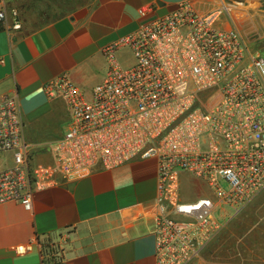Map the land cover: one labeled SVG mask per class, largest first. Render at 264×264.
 <instances>
[{"label": "built area", "instance_id": "obj_1", "mask_svg": "<svg viewBox=\"0 0 264 264\" xmlns=\"http://www.w3.org/2000/svg\"><path fill=\"white\" fill-rule=\"evenodd\" d=\"M214 1L207 13L181 3L106 46L107 73L89 93L67 73L49 81L47 96L62 98L68 113L67 131L48 145L49 164L34 161L18 92L4 97L0 204L31 211L38 192L154 159L157 264H198L225 226L217 208L234 221L264 190V30L246 25L254 15L264 20V0ZM20 28L18 19L8 24L0 3V31ZM249 32L260 50L250 48ZM125 49L134 60L128 67L118 56ZM38 243L14 249L23 256ZM43 254L47 263L61 258L60 244Z\"/></svg>", "mask_w": 264, "mask_h": 264}, {"label": "crops", "instance_id": "obj_2", "mask_svg": "<svg viewBox=\"0 0 264 264\" xmlns=\"http://www.w3.org/2000/svg\"><path fill=\"white\" fill-rule=\"evenodd\" d=\"M184 2L201 13L215 5L214 0H0L8 24L21 23L18 30L0 31V102L18 92L36 163L52 162L48 145L68 129L65 101L50 99L45 85L67 73L91 91L107 73L106 46ZM156 177V160L133 161L38 192L31 211L17 202L0 204V264H157ZM263 206L264 190L250 206L254 240L264 237ZM34 237L39 243L32 252H15ZM51 244H60L62 257L47 263L43 253Z\"/></svg>", "mask_w": 264, "mask_h": 264}, {"label": "rangeland", "instance_id": "obj_3", "mask_svg": "<svg viewBox=\"0 0 264 264\" xmlns=\"http://www.w3.org/2000/svg\"><path fill=\"white\" fill-rule=\"evenodd\" d=\"M221 21L223 22L222 26L227 25L225 16L222 17ZM263 23V19L254 15L246 25L249 26L248 29L258 28L262 32L264 30ZM247 38L250 41V48L260 50V43L255 42L256 33L249 32ZM118 56L121 64L125 67L134 62L128 49L121 51ZM262 56H264V52H262ZM83 90L87 93L90 92L89 89ZM66 125L67 122L62 125V130L65 131ZM254 201L243 210L236 220L230 222L229 210L226 207L217 208L214 213L215 218L221 225L225 226L202 252L198 264H264V237L258 236L255 240L252 237L255 231H252L251 228L253 223L249 217V212ZM262 212H264V206Z\"/></svg>", "mask_w": 264, "mask_h": 264}]
</instances>
